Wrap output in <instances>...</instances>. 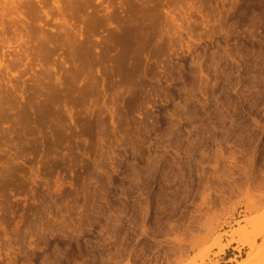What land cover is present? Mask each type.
<instances>
[{
	"label": "rangeland",
	"instance_id": "rangeland-1",
	"mask_svg": "<svg viewBox=\"0 0 264 264\" xmlns=\"http://www.w3.org/2000/svg\"><path fill=\"white\" fill-rule=\"evenodd\" d=\"M250 259L264 0H0V264Z\"/></svg>",
	"mask_w": 264,
	"mask_h": 264
},
{
	"label": "bare ground",
	"instance_id": "bare-ground-1",
	"mask_svg": "<svg viewBox=\"0 0 264 264\" xmlns=\"http://www.w3.org/2000/svg\"><path fill=\"white\" fill-rule=\"evenodd\" d=\"M241 231H242V230H237V231L234 233V235H233V237H232V240L230 241V244L234 242L235 236H236L239 232H241ZM248 245H249V247H250L251 250H254V249H255V245H256V243L253 242V243H250V244H248ZM252 260H253V259H250V261H247V262H240L239 264H249V262H251Z\"/></svg>",
	"mask_w": 264,
	"mask_h": 264
}]
</instances>
